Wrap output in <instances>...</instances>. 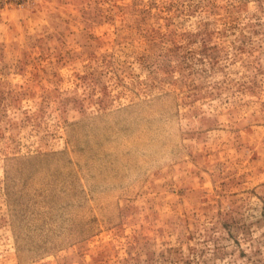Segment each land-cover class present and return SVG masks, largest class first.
<instances>
[{
	"label": "rangeland",
	"instance_id": "374dc122",
	"mask_svg": "<svg viewBox=\"0 0 264 264\" xmlns=\"http://www.w3.org/2000/svg\"><path fill=\"white\" fill-rule=\"evenodd\" d=\"M0 264H264V0H0Z\"/></svg>",
	"mask_w": 264,
	"mask_h": 264
}]
</instances>
